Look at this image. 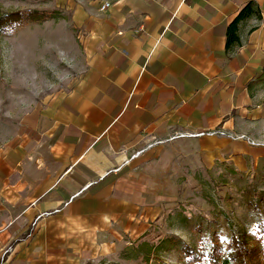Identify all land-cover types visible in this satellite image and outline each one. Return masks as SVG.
<instances>
[{
  "label": "crops",
  "instance_id": "obj_1",
  "mask_svg": "<svg viewBox=\"0 0 264 264\" xmlns=\"http://www.w3.org/2000/svg\"><path fill=\"white\" fill-rule=\"evenodd\" d=\"M249 1H93L80 78L0 180V264H90L141 236L147 172L180 155L211 159L229 142L204 134L147 145L258 116L249 87L264 64V0L261 16L241 23V44L226 47Z\"/></svg>",
  "mask_w": 264,
  "mask_h": 264
},
{
  "label": "rangeland",
  "instance_id": "obj_2",
  "mask_svg": "<svg viewBox=\"0 0 264 264\" xmlns=\"http://www.w3.org/2000/svg\"><path fill=\"white\" fill-rule=\"evenodd\" d=\"M93 1L0 0V18L25 16L0 30V180L24 137L41 136L49 107L80 78ZM249 89L258 116L235 130L215 129L234 134L223 136L229 143L219 155H180L147 172V230L90 264H187L181 242L198 249L234 239L247 243L248 264H264V64Z\"/></svg>",
  "mask_w": 264,
  "mask_h": 264
},
{
  "label": "trees",
  "instance_id": "obj_3",
  "mask_svg": "<svg viewBox=\"0 0 264 264\" xmlns=\"http://www.w3.org/2000/svg\"><path fill=\"white\" fill-rule=\"evenodd\" d=\"M34 11H30L29 17H32ZM261 9L255 0H250L248 4L240 11L237 17L229 24L227 28L228 50L241 44L240 26L241 23L252 18L260 17ZM25 16L22 12L6 14L0 18V30L15 20H23ZM258 233L260 239L264 238V218L259 220ZM181 249L186 256L187 264H248L245 255L248 253V245L240 239H234L229 242H202L198 249H194L181 242ZM257 249H254V254Z\"/></svg>",
  "mask_w": 264,
  "mask_h": 264
},
{
  "label": "built area",
  "instance_id": "obj_4",
  "mask_svg": "<svg viewBox=\"0 0 264 264\" xmlns=\"http://www.w3.org/2000/svg\"><path fill=\"white\" fill-rule=\"evenodd\" d=\"M110 3L109 2H106L105 4L102 5V10H106L110 7ZM204 134H208V135H222V136H229V137H232L234 134L232 132H228L226 130H210L208 131L207 133L205 132H202V133H197V134H194V133H188V132H178L174 135H171L169 136L168 138H155L152 142H150L147 147H152L153 145L155 144H162V143H165L167 141H170V140H174V139H177V138H181V137H191V136H201V135H204ZM239 137V136H237ZM241 137H245V136H241Z\"/></svg>",
  "mask_w": 264,
  "mask_h": 264
}]
</instances>
